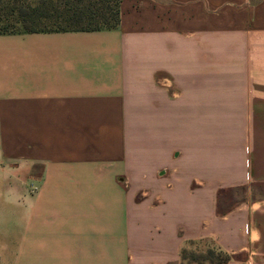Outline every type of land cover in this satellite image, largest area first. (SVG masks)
Wrapping results in <instances>:
<instances>
[{
	"label": "crops",
	"instance_id": "1",
	"mask_svg": "<svg viewBox=\"0 0 264 264\" xmlns=\"http://www.w3.org/2000/svg\"><path fill=\"white\" fill-rule=\"evenodd\" d=\"M260 120L264 0H121L115 29L0 34L20 263L264 264Z\"/></svg>",
	"mask_w": 264,
	"mask_h": 264
},
{
	"label": "trees",
	"instance_id": "2",
	"mask_svg": "<svg viewBox=\"0 0 264 264\" xmlns=\"http://www.w3.org/2000/svg\"><path fill=\"white\" fill-rule=\"evenodd\" d=\"M120 3L121 0H0V34L115 29L120 24ZM213 254L209 251L210 257ZM228 260L226 256L222 264Z\"/></svg>",
	"mask_w": 264,
	"mask_h": 264
},
{
	"label": "rangeland",
	"instance_id": "3",
	"mask_svg": "<svg viewBox=\"0 0 264 264\" xmlns=\"http://www.w3.org/2000/svg\"><path fill=\"white\" fill-rule=\"evenodd\" d=\"M260 121L264 122V120ZM12 173V166H0V174ZM1 185L11 186L12 184L0 183V203H2V201L4 202L3 205L0 204V264H27V261L20 263L18 257L19 248L14 247L13 244V224L15 219L13 215L14 202L12 196H10L8 199L6 189ZM186 257L187 259L192 257L200 261L209 257L210 259L208 260V263L222 264L223 260L226 258V255H222V253L214 251V254L211 255V257L209 252L205 254L197 253L196 255ZM186 262L188 263L190 260H187Z\"/></svg>",
	"mask_w": 264,
	"mask_h": 264
}]
</instances>
